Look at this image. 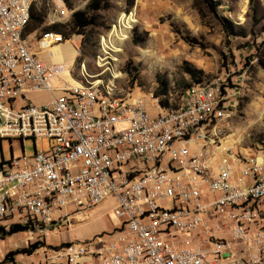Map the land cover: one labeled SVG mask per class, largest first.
Here are the masks:
<instances>
[{"label": "built area", "instance_id": "built-area-1", "mask_svg": "<svg viewBox=\"0 0 264 264\" xmlns=\"http://www.w3.org/2000/svg\"><path fill=\"white\" fill-rule=\"evenodd\" d=\"M35 1L0 0V139L49 148L0 164V228L58 232L114 197L109 239L65 244L45 264H264V141L247 152L222 133L240 85L218 75L149 102L82 69L79 86L55 87L40 51L68 40L46 30L28 42Z\"/></svg>", "mask_w": 264, "mask_h": 264}, {"label": "rangeland", "instance_id": "rangeland-1", "mask_svg": "<svg viewBox=\"0 0 264 264\" xmlns=\"http://www.w3.org/2000/svg\"><path fill=\"white\" fill-rule=\"evenodd\" d=\"M89 1L36 0L33 7L44 9L46 19L41 28L26 35L28 42L35 47L36 36L46 30L61 33L68 40L64 44L76 48L72 77L81 81L83 69L91 77L90 81L113 82L122 98L143 95L151 102L150 94L155 95L166 86L172 102H179L189 86L207 83L218 75L228 76L240 85L241 91L235 115L222 125L225 142L247 152L261 145L264 141V68L255 55L257 47L264 42V0H255L257 17L262 19L257 25L250 0H213L220 3L216 15L206 8L200 13L195 0H134L131 7L127 0H112L110 9L100 11L96 26L84 34L71 33L72 14L85 9ZM230 23L247 36L230 32ZM189 69L200 71L196 79ZM30 98L45 103L51 100L46 95L33 93ZM48 148L47 139L2 138L0 164L12 157L31 156ZM90 219L91 212L84 222ZM103 219L115 222L111 211L106 210ZM84 222H77L67 230ZM62 230L65 229L46 235L31 234L28 230L6 235L0 229V264H45L44 254L59 248L50 245L49 237ZM112 234L97 238L106 239ZM33 244L39 247L32 254L15 255V262L4 260L9 252Z\"/></svg>", "mask_w": 264, "mask_h": 264}, {"label": "crops", "instance_id": "crops-1", "mask_svg": "<svg viewBox=\"0 0 264 264\" xmlns=\"http://www.w3.org/2000/svg\"><path fill=\"white\" fill-rule=\"evenodd\" d=\"M40 57L51 68L53 74L52 84L55 87H59L64 83L76 86L80 82V80L76 81L71 74V69L76 62V48L74 46L66 44L56 45L42 52L40 51ZM30 94L28 95L30 101L38 105L45 104L41 100L31 99ZM33 94H43L52 99L62 93L56 90L53 93L40 91L33 92ZM115 205L116 200L114 197L107 198L91 211L90 221L81 223L71 230L65 229L57 234H52L49 237L50 245L61 247L68 243L90 241L102 235L105 236L110 232L113 233L119 228L120 222L116 218L115 222L104 221L103 214L106 210L113 213Z\"/></svg>", "mask_w": 264, "mask_h": 264}, {"label": "trees", "instance_id": "trees-1", "mask_svg": "<svg viewBox=\"0 0 264 264\" xmlns=\"http://www.w3.org/2000/svg\"><path fill=\"white\" fill-rule=\"evenodd\" d=\"M112 0H90L89 3L86 5L85 9L75 11L72 14L71 21L69 23V27L71 28V33H77V34H84L90 27L96 26L98 24V19L100 17V11L108 10L110 9ZM196 1V7L198 8L199 12L201 13L204 11L203 9H207L208 11L212 12V14L216 15L217 7L220 5L219 2L213 1V0H195ZM255 0H250V9L253 13V20L254 24H260L261 18L257 17L258 9L255 5ZM127 4L131 7L134 5V0H127ZM69 7H72L71 4H68ZM46 19V11L44 9L37 10L35 7H32L31 11V19L26 27L25 35L28 33H31L39 28H41ZM230 32H232L234 35H239L242 37H246L247 34H245V31H243L241 28H238L237 26L233 25L232 23L229 24ZM262 53V54H261ZM258 58V63L260 66L264 68V42L261 43L257 47V54L255 55ZM190 74L193 76V78H197L196 74H200V71L189 69ZM199 81V80H197ZM164 89H161L158 94H168L167 87L164 86ZM184 94V93H183ZM6 235H11L17 232L26 231L27 228L22 226H13L11 227L10 231H5L4 228H0ZM38 244H33L28 248L21 249L19 251L15 252H9L4 259L6 262L9 260L13 261V257L18 254H32L34 250L38 248Z\"/></svg>", "mask_w": 264, "mask_h": 264}, {"label": "bare ground", "instance_id": "bare-ground-1", "mask_svg": "<svg viewBox=\"0 0 264 264\" xmlns=\"http://www.w3.org/2000/svg\"><path fill=\"white\" fill-rule=\"evenodd\" d=\"M117 35H119V34H117ZM80 84H77L76 86H79Z\"/></svg>", "mask_w": 264, "mask_h": 264}]
</instances>
